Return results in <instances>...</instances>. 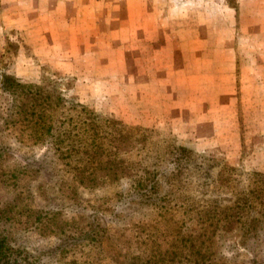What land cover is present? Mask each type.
I'll return each mask as SVG.
<instances>
[{
    "label": "rangeland",
    "instance_id": "rangeland-1",
    "mask_svg": "<svg viewBox=\"0 0 264 264\" xmlns=\"http://www.w3.org/2000/svg\"><path fill=\"white\" fill-rule=\"evenodd\" d=\"M6 74L125 124L128 149L147 132L203 155L198 178L187 171L203 183L186 200L196 217L175 199L171 218L210 252L193 264H264V0H0V234L29 262L148 264L182 247L168 222L156 239L153 216L121 198L128 177L82 182L87 163L49 149ZM98 228V248L63 249L60 237Z\"/></svg>",
    "mask_w": 264,
    "mask_h": 264
},
{
    "label": "trees",
    "instance_id": "trees-1",
    "mask_svg": "<svg viewBox=\"0 0 264 264\" xmlns=\"http://www.w3.org/2000/svg\"><path fill=\"white\" fill-rule=\"evenodd\" d=\"M3 86L12 90L15 94L20 88L26 89L27 108L25 112L29 117H39L29 120L34 125L38 124L41 129V138L48 143L49 149L61 157L65 154L70 162L73 160L84 161L86 166L81 169L75 166V173L82 182L89 180L93 187L115 185L123 177L130 179V191L124 190L121 198L131 200L132 207L139 211L145 218L153 216L155 223L148 222L147 227L151 228L153 235L158 238L162 229V221L168 222L170 231L176 242L182 243L181 248L159 251L156 249L150 254L148 264H179L174 259L183 255L187 261L182 264L195 263L197 260L211 258L209 251H203L200 244L193 237V232L188 236H182L181 221L173 220L176 201L183 202L182 210H192L196 217L199 201H186L190 199L188 192L191 190H202L203 183L188 179L196 176L206 167V160L203 155L174 143L165 144V149L158 141L148 144L147 132L136 139L134 147L128 149L129 138L128 127L118 121L102 118L99 113L89 109L81 103L70 102L61 93L56 94L53 99L44 96L31 89L35 87L31 84H23L16 81L9 74L4 75ZM32 115V116H31ZM51 116V118L49 117ZM111 127L119 135L112 132ZM128 129V130H127ZM144 139H147L144 141ZM82 163V162H81ZM83 164V163H82ZM160 173H164L165 191L160 194ZM165 178V177H164ZM126 193V194H125ZM176 199V201H175ZM161 219H158V218ZM193 218V217H192ZM259 218L252 217L248 222L252 227L259 224ZM247 223V222H246ZM250 226V228H251ZM102 229L87 230L77 237L68 235L60 240L64 243L63 249L68 253L74 251L77 246L87 243L98 248L102 241ZM155 231V233H154ZM1 233V232H0ZM153 236V237H154ZM183 237V238H182ZM9 240L0 234V264H40L29 262L28 255L22 249L9 244ZM205 245V243H202ZM60 249L61 242L58 245ZM82 249H85L84 246ZM207 250V249H206ZM27 262L21 263L22 256ZM203 260H201L202 262ZM170 262V263H169Z\"/></svg>",
    "mask_w": 264,
    "mask_h": 264
}]
</instances>
